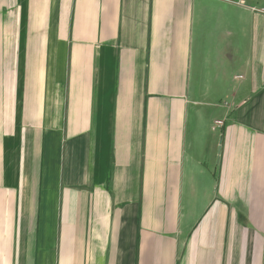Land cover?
<instances>
[{
  "label": "crops",
  "instance_id": "1",
  "mask_svg": "<svg viewBox=\"0 0 264 264\" xmlns=\"http://www.w3.org/2000/svg\"><path fill=\"white\" fill-rule=\"evenodd\" d=\"M262 9L0 0V264H264Z\"/></svg>",
  "mask_w": 264,
  "mask_h": 264
},
{
  "label": "built area",
  "instance_id": "2",
  "mask_svg": "<svg viewBox=\"0 0 264 264\" xmlns=\"http://www.w3.org/2000/svg\"><path fill=\"white\" fill-rule=\"evenodd\" d=\"M259 13L263 14L264 15V9L262 10H257ZM223 125V122H215V126H222Z\"/></svg>",
  "mask_w": 264,
  "mask_h": 264
}]
</instances>
